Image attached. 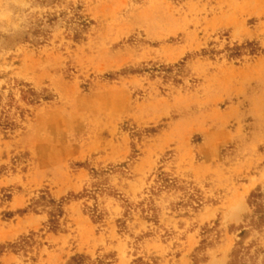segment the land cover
<instances>
[{
    "label": "rangeland",
    "instance_id": "rangeland-1",
    "mask_svg": "<svg viewBox=\"0 0 264 264\" xmlns=\"http://www.w3.org/2000/svg\"><path fill=\"white\" fill-rule=\"evenodd\" d=\"M264 264V0H0V264Z\"/></svg>",
    "mask_w": 264,
    "mask_h": 264
},
{
    "label": "trees",
    "instance_id": "trees-1",
    "mask_svg": "<svg viewBox=\"0 0 264 264\" xmlns=\"http://www.w3.org/2000/svg\"><path fill=\"white\" fill-rule=\"evenodd\" d=\"M74 260H76L75 264H81L82 263L81 257H77Z\"/></svg>",
    "mask_w": 264,
    "mask_h": 264
}]
</instances>
